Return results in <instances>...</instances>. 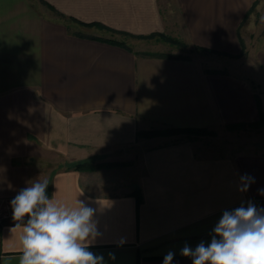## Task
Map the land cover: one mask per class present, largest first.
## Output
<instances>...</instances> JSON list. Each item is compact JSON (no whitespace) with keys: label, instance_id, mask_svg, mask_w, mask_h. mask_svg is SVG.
I'll return each instance as SVG.
<instances>
[{"label":"crops","instance_id":"obj_1","mask_svg":"<svg viewBox=\"0 0 264 264\" xmlns=\"http://www.w3.org/2000/svg\"><path fill=\"white\" fill-rule=\"evenodd\" d=\"M255 1L0 0V264L19 262L10 202L38 178L49 198L96 210L89 251L105 264H163L169 251L192 264L181 249L209 244L225 210L264 209V142L218 143L258 122V100L264 119ZM159 34L182 49L137 44ZM166 128L213 134L137 137ZM127 152L126 168H74Z\"/></svg>","mask_w":264,"mask_h":264},{"label":"clouds","instance_id":"obj_2","mask_svg":"<svg viewBox=\"0 0 264 264\" xmlns=\"http://www.w3.org/2000/svg\"><path fill=\"white\" fill-rule=\"evenodd\" d=\"M254 177H241L247 191ZM47 179L34 180L11 200L13 229H21L18 264H105L103 256L89 251L100 235L93 219L95 209L79 201L69 207L46 194ZM264 195V190H260ZM25 217L27 220L25 221ZM211 242L193 249L185 244L180 254L192 264H264V209L249 202L225 210L212 230ZM169 251L163 264H172Z\"/></svg>","mask_w":264,"mask_h":264},{"label":"rangeland","instance_id":"obj_3","mask_svg":"<svg viewBox=\"0 0 264 264\" xmlns=\"http://www.w3.org/2000/svg\"><path fill=\"white\" fill-rule=\"evenodd\" d=\"M259 3V0H256L252 6V10L250 11V14H254L255 17V30L252 32V38L254 37H264V5L260 8V10L255 11L256 9V5ZM165 38L159 37L156 39L150 38V37H144L142 39H146L145 41H137L139 43V46L143 45L146 46V44H149V47L155 43V42H162V43H168L170 44V46H172V48L174 49H182V42L180 40H177L175 38H172L170 36L164 35ZM167 38H172L173 40L169 42V40ZM136 42V41H135ZM215 63H217V65L220 68H225L226 70L232 72V73H237L239 75H243V73L238 72L236 70H234L232 67H230V65H228L226 62V60L219 56H211L210 57ZM264 120V119H263ZM230 130L233 129L235 132H232L231 134H229L228 136H224L219 138L218 143H220V145L223 144H238V142H264V126H263V121L262 124H258V122H256L255 124L252 125H247V124H234L232 126L228 127ZM166 129H171V128H166ZM166 129H154L151 131H147L149 132H164V130ZM205 132L203 134L200 135H185L183 133H175V134H151V135H146L143 138L145 139H149V138H155V137H174V136H187V137H212L211 135L213 134V132H209L205 129H203ZM232 138L234 140H232ZM219 145V146H220ZM103 153V152H102ZM137 157V156H135ZM106 158H110V159H106ZM133 156L127 152V155H122L119 153V155L116 154H95L93 156H91L89 159L84 160V162H87L88 164H90V167H95V168H126L129 167L130 165L134 164L136 160L132 159ZM136 159V158H135ZM3 211L2 209L0 210V219H2L3 217Z\"/></svg>","mask_w":264,"mask_h":264},{"label":"trees","instance_id":"obj_4","mask_svg":"<svg viewBox=\"0 0 264 264\" xmlns=\"http://www.w3.org/2000/svg\"><path fill=\"white\" fill-rule=\"evenodd\" d=\"M90 25H94V24H90ZM146 37H156V38H159V37H162V38H165L164 37V34H159L157 36H146ZM170 41H172L173 39L172 38H167ZM174 41V40H173ZM183 46V45H182ZM181 46V47H182ZM199 50H202V51H208V50H205V49H202V48H198ZM257 105H258V109H259V120H258V124H262V121H263V112L261 110V106H260V102L259 100L257 101ZM247 125H252V124H247ZM229 127V126H228ZM205 131L203 129H192V128H171V129H166L164 130V132L160 133V134H175V133H183L185 135H200V134H203ZM155 133H158V132H138L137 133V137H144L146 135H151V134H155ZM158 133V134H159ZM74 168L77 169V170H89V169H94L95 167H90V164H88L87 162H77L74 164ZM260 204H263L264 203V200L259 202Z\"/></svg>","mask_w":264,"mask_h":264}]
</instances>
